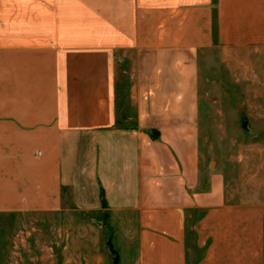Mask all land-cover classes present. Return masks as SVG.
I'll return each mask as SVG.
<instances>
[{
	"label": "crops",
	"instance_id": "1",
	"mask_svg": "<svg viewBox=\"0 0 264 264\" xmlns=\"http://www.w3.org/2000/svg\"><path fill=\"white\" fill-rule=\"evenodd\" d=\"M230 49L264 50V0H0V215L97 213L119 264H264V187L201 166Z\"/></svg>",
	"mask_w": 264,
	"mask_h": 264
},
{
	"label": "rangeland",
	"instance_id": "2",
	"mask_svg": "<svg viewBox=\"0 0 264 264\" xmlns=\"http://www.w3.org/2000/svg\"><path fill=\"white\" fill-rule=\"evenodd\" d=\"M244 121L257 132L244 129ZM198 138L206 171L224 173L232 188L244 179L264 187V50L204 53ZM101 222L97 213L73 211L2 214L0 264H113L109 241L121 256H135V244L127 249L121 239L129 229Z\"/></svg>",
	"mask_w": 264,
	"mask_h": 264
},
{
	"label": "water",
	"instance_id": "3",
	"mask_svg": "<svg viewBox=\"0 0 264 264\" xmlns=\"http://www.w3.org/2000/svg\"><path fill=\"white\" fill-rule=\"evenodd\" d=\"M243 128L246 129L250 134L257 132V128H252L247 121H244L242 124ZM214 163V162H213ZM111 252L114 254L113 264H119L120 256L117 250L114 249L112 242H108Z\"/></svg>",
	"mask_w": 264,
	"mask_h": 264
},
{
	"label": "trees",
	"instance_id": "4",
	"mask_svg": "<svg viewBox=\"0 0 264 264\" xmlns=\"http://www.w3.org/2000/svg\"><path fill=\"white\" fill-rule=\"evenodd\" d=\"M103 203H105L104 199H103Z\"/></svg>",
	"mask_w": 264,
	"mask_h": 264
}]
</instances>
